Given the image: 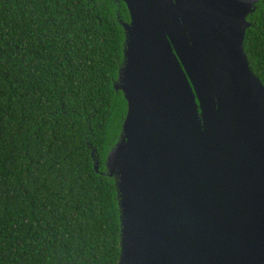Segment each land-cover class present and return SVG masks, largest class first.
Here are the masks:
<instances>
[{"label":"water","instance_id":"water-1","mask_svg":"<svg viewBox=\"0 0 264 264\" xmlns=\"http://www.w3.org/2000/svg\"><path fill=\"white\" fill-rule=\"evenodd\" d=\"M121 1L118 264H264V85L243 47L259 0Z\"/></svg>","mask_w":264,"mask_h":264},{"label":"trees","instance_id":"trees-1","mask_svg":"<svg viewBox=\"0 0 264 264\" xmlns=\"http://www.w3.org/2000/svg\"><path fill=\"white\" fill-rule=\"evenodd\" d=\"M254 6L243 47L264 85ZM129 20L121 0H0V264H118L105 163L127 112L115 85Z\"/></svg>","mask_w":264,"mask_h":264}]
</instances>
